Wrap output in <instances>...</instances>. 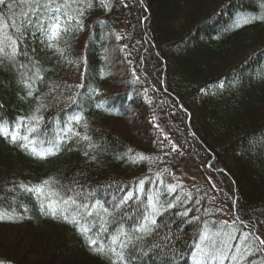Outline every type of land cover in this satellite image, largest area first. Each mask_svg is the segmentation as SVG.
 I'll return each mask as SVG.
<instances>
[{
	"label": "trees",
	"instance_id": "trees-1",
	"mask_svg": "<svg viewBox=\"0 0 264 264\" xmlns=\"http://www.w3.org/2000/svg\"><path fill=\"white\" fill-rule=\"evenodd\" d=\"M105 3L92 0L83 17L71 12L84 27L72 21L74 30L53 48L39 30L43 16L32 17L26 31L0 33V40L10 35L17 49L0 54V125L7 130L0 131V213H15L0 220V262L110 264L92 253L87 239L99 235L107 246L121 223L131 231L133 218L143 222L146 195L157 191L176 207L157 217L151 236L124 249V264H192L187 249L205 227L234 231L233 253L243 234L264 238V19L257 18L264 17V0ZM26 8L7 0L0 14L19 23ZM33 115L43 117L38 138L60 143L43 160L11 139L14 132L24 134L22 125ZM74 115L82 120L71 127L86 132L94 147L67 138L63 129ZM140 154L147 159L132 163ZM48 178L65 198L79 193L78 204L99 201L107 208L108 231H100L96 213L105 214L99 208L91 216L81 209L79 225L70 222L72 210L67 221L46 207L42 213L20 185ZM141 179L143 204L138 208L131 200L113 208L114 197L122 199L120 189L132 191ZM177 184L165 195L168 185ZM185 209L198 211L181 222L174 212ZM253 260L260 264L264 253L246 264Z\"/></svg>",
	"mask_w": 264,
	"mask_h": 264
},
{
	"label": "snow or ice",
	"instance_id": "snow-or-ice-1",
	"mask_svg": "<svg viewBox=\"0 0 264 264\" xmlns=\"http://www.w3.org/2000/svg\"><path fill=\"white\" fill-rule=\"evenodd\" d=\"M7 0H0V5H5ZM102 6L105 8L108 5L105 3V0H100ZM18 4L27 5L26 10L20 15L19 23H17L16 17H5L0 14V33H6V30L11 28L16 32H20L22 29L27 30L26 25L31 24L32 17L43 16L44 19L39 21L40 32L47 38L48 47H56L55 41L59 40L63 34L72 32L74 27L72 21L76 22V26L83 28V20L78 19L84 15V6L88 8L92 7V0H62L61 3H56V0H17ZM72 5H79L78 8H72ZM71 9V11H69ZM49 10L51 14H49ZM77 12V15H72L71 12ZM264 19V17H257ZM251 21L245 20L244 23H250ZM240 25L237 24V27ZM6 41H12L11 44H7ZM6 47L11 48V54H16L15 41L12 40L10 35H5L3 40H0V54H7ZM58 52L63 54V50L57 48ZM37 79H42L37 75ZM31 89V85H27ZM28 96L33 95V91L29 90L27 93ZM39 99V98H37ZM72 103H76L73 98ZM44 107L42 104L38 105L35 109L36 113H39L41 108ZM43 120L42 116L33 115L31 117V122L27 125H22L25 128L23 135H20L18 132L12 133L11 139L13 143L18 141H23L19 144L21 149L28 151L34 157L38 159H46L49 156L55 155L60 149V143L56 140L53 141H41L38 136L40 133V123ZM82 120V117L74 115L69 121V126L63 129L68 139L72 137H78L80 140L89 142V148L94 147L91 143V137L85 132L81 135L80 132L74 131L71 127V122L75 121L79 124ZM86 129L87 125H83ZM0 131L7 132L6 129L0 125ZM44 144H48V147H43ZM175 150V147L174 149ZM131 152V149H129ZM87 155V153H86ZM147 159L143 154H140L139 160H132V163H139ZM57 182L53 178H48L40 181L35 185H20L22 191L28 193L34 197L41 206L42 213L44 208L48 209V213L55 217L58 213L62 215L64 220H68V213L70 210L73 211L72 220L70 221L74 225H79V218L81 217V209L88 216L93 215L92 209H101L104 216H100L99 212L96 213L99 216L100 224L99 228L101 232H107V224L111 221L107 220L105 217L110 215L108 209L103 207L99 201H96L95 204H78L77 197L80 195L76 193L72 196H67L62 194V191L57 189ZM179 185H168L165 195L171 196ZM71 191V189H69ZM126 193V194H125ZM145 193L144 180L141 179L136 188L132 191L127 189H120V194L122 199L119 197H114L112 201V206L115 209H121L124 206H127L129 201H137V207L139 208L143 201H141L140 194ZM119 199V203L116 200ZM147 204L144 205L143 210L139 213V216L142 223L139 220L133 218L132 223L136 227L132 228L131 231L125 229L121 223L120 227L117 228L116 233L110 238V242L105 244V242L97 238L89 237L87 239V246L92 251L93 254L103 256L109 259L110 264H117V261L120 264H124L126 256L124 249H129L130 245L134 241H141L147 236H151L159 224L157 223V217L163 216L166 212L176 207V203L169 202L168 200L161 199V193L159 191L146 195ZM177 203H179V197L176 198ZM27 207L24 208V211L27 212ZM198 209H185L182 212H174V215L181 218V222L184 221V218L188 216L190 211ZM15 213H13V217ZM13 217H7L6 213H0V220L5 218L12 219ZM23 219L24 217H20ZM193 220L198 221L200 217H192ZM227 225V222H224ZM243 223V221H241ZM231 227V226H229ZM82 233H88L92 231L88 228L79 229ZM197 240L193 241L192 246L187 249L191 254L192 264H225L227 261L228 264H246L249 257L254 256L256 253H264V238H261L258 235L253 234H243L241 237L242 243H237L235 245L236 251L230 252V249L233 248L232 241L236 239L234 231H225L223 229L217 231H211L209 228L205 227L200 229L196 234ZM249 236H252L249 239ZM123 238V239H122ZM119 245L120 250L118 251L115 247ZM154 248L159 247V245H153ZM135 250V249H132ZM115 256V260H111V257ZM3 264V262H0ZM252 264H257V261L253 260ZM260 264H264V260L260 261Z\"/></svg>",
	"mask_w": 264,
	"mask_h": 264
},
{
	"label": "rangeland",
	"instance_id": "rangeland-1",
	"mask_svg": "<svg viewBox=\"0 0 264 264\" xmlns=\"http://www.w3.org/2000/svg\"><path fill=\"white\" fill-rule=\"evenodd\" d=\"M188 171H190V170H188ZM183 176H185V177H189V176H190V174H189V173H187V172H185ZM185 177H184V178H185Z\"/></svg>",
	"mask_w": 264,
	"mask_h": 264
}]
</instances>
